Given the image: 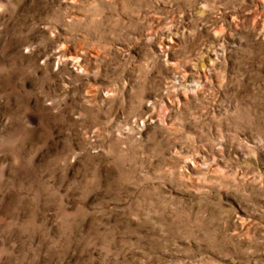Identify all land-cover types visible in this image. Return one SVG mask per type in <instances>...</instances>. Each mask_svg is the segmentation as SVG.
<instances>
[{
    "label": "rangeland",
    "instance_id": "1",
    "mask_svg": "<svg viewBox=\"0 0 264 264\" xmlns=\"http://www.w3.org/2000/svg\"><path fill=\"white\" fill-rule=\"evenodd\" d=\"M0 264H264V0H0Z\"/></svg>",
    "mask_w": 264,
    "mask_h": 264
}]
</instances>
